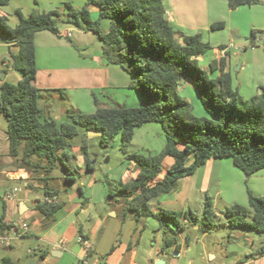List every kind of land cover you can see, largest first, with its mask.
I'll return each instance as SVG.
<instances>
[{"label": "trees", "instance_id": "16d2710c", "mask_svg": "<svg viewBox=\"0 0 264 264\" xmlns=\"http://www.w3.org/2000/svg\"><path fill=\"white\" fill-rule=\"evenodd\" d=\"M9 0H0V7ZM229 10L254 6L264 0H226ZM89 6L98 9V19L92 21ZM20 17L19 24L10 28L6 18L0 16V40L14 44L18 50L10 53L12 70L21 79L16 84L4 81L0 85V114L7 120L9 155L18 167L41 168L46 173L57 165L62 167L64 181H76V168L70 162L66 149L77 136L76 126L100 136V146L106 147L120 136V150L133 161L138 173L135 178L118 182L115 190L108 185V201L123 203L125 214L136 220L150 215L148 204L161 195L173 192L179 179L192 175L212 158H231L234 167L249 178L264 169V88L258 95L243 100L232 89L231 76L226 70L227 51L212 60L204 70L197 65L210 46L202 41L200 33L183 35L169 22L162 0H85L81 8L64 4L62 10L32 12ZM102 19L109 21V29L100 28ZM71 25L84 32L97 34L102 55L108 65L117 66L130 77L129 88L140 100L138 107H105L95 100L96 110L82 114L67 110L71 124L57 125L53 120L42 119L38 106L40 91L33 85L36 78L34 34L47 30L59 34V25ZM222 22L211 25L212 30L222 29ZM225 50L224 47H220ZM219 74L210 77L209 74ZM182 81H190L207 117L192 114L191 104L178 94ZM161 125L166 143L156 155H138L128 152L134 130L145 123ZM23 145L20 156L19 148ZM87 143L82 141L81 151L86 155ZM36 157L37 163L30 158ZM165 157L173 159L163 177ZM192 162L187 165L188 161ZM86 172L92 170L91 159L86 157ZM43 188L46 196L57 191ZM37 211L51 219L61 204L40 203ZM251 211V213H250ZM160 223L170 222L182 228L184 219L198 225L203 233L215 227L213 203L205 196L200 216L190 210L183 213L160 210L153 215ZM231 229L264 234V196L248 192V206L232 204L224 211ZM163 226V225H162ZM4 226H0L1 229ZM6 228V227H5ZM179 248L176 237L166 236L162 250ZM264 249V247H263Z\"/></svg>", "mask_w": 264, "mask_h": 264}, {"label": "crops", "instance_id": "0c3cea01", "mask_svg": "<svg viewBox=\"0 0 264 264\" xmlns=\"http://www.w3.org/2000/svg\"><path fill=\"white\" fill-rule=\"evenodd\" d=\"M10 1L12 0L0 7V16L6 18V24L12 29L20 21L17 11L23 17H27L32 12L38 13L37 9L18 3H14V7L9 8ZM162 4L167 18L172 17L173 20L169 18L168 20L176 30L191 32L199 29L198 23L203 22V17L209 19L206 23L209 24L210 29L212 24L222 22L225 28L229 27L231 31L232 26L229 21H237V18L242 15H234V12L240 8L257 6H242L232 12L229 11L226 0H167V4H164L162 0ZM63 8L64 5L56 9ZM56 9L51 5L50 9H44L43 12ZM89 10L91 15L94 14L98 18L97 7L89 6ZM213 10L221 12L214 13ZM100 28L103 32H107L109 21L102 19ZM238 28L239 25L234 24L235 33ZM33 39L37 70L33 85L40 91L39 100L52 96L51 92H56L58 99L62 101V111L58 120L52 118L49 112L43 119L53 120L58 126L71 124L72 121L67 116L68 109L82 114H92L96 110L95 100L100 104L101 100L98 96L102 95L103 98V104L100 105L112 107L114 103L120 101L118 94L115 95V93L129 88V75L117 66L108 65L101 58V42L97 34L64 24L60 27L58 35L43 30L36 32ZM17 50L14 44L0 40V66L6 71L4 78L0 77V85L4 81L8 82L7 78L12 69L10 53H16ZM261 63L263 67L260 70L259 80L254 84L256 90L253 96L258 95L261 88H264V58ZM227 68L226 65V70ZM12 77L13 84L21 79L18 72L13 73ZM181 83L179 90H193L196 100H199L190 81ZM109 91L110 97L107 96ZM138 106H140L139 98L136 107ZM203 112L205 116V110ZM144 126H150L149 128L163 133L160 124L151 122L136 128L134 134ZM80 128L83 129L76 126L77 135ZM6 131L7 126L4 130H0V226H4L0 236H11V224L14 222H24L27 225V231L13 239L10 247H0V264H155L157 261H162L164 264H195L189 256L193 248L192 243L182 234L189 223L183 219L181 221L183 227L177 228L167 221L160 223L153 216L154 214L160 210L176 213L192 211L191 205L195 197L198 200L200 198L203 210L204 198L208 195L212 184L215 197L222 199L225 205L248 204V192L256 197L264 196V169L247 178L253 183L249 189L245 181V189L243 173L234 167L233 162L230 161L231 158H212L192 175L179 179L173 192L151 201L148 204L150 215L136 220L132 214L131 216L125 214L123 203L107 200L108 190L105 183L95 177L94 168L90 172L85 171V160L78 161L79 173L84 175L80 174L79 178H76V181L69 186L64 181V172L60 165L49 173L37 167L22 166L20 168L14 165V160L9 155ZM165 143L166 139L163 141V146ZM19 151L21 156L23 145L20 146ZM79 151L81 152V146ZM30 160L32 163H37L36 157H31ZM191 162L192 159L187 165ZM172 163L173 159L170 157L163 159L164 167L155 181L163 177L165 170ZM127 172H129L127 180L130 181L135 178L138 169H134L133 172L127 169ZM43 178H46L48 189L58 192L56 196L45 194L42 196L34 192L45 186ZM18 184L23 188H20ZM51 185L54 186L50 187ZM14 189L17 190L15 197L7 200L6 195ZM215 199L214 202L212 201L213 210ZM40 203H59L61 208L53 214L51 219H48L37 211L36 205ZM110 219L116 223H112ZM111 225L114 227L108 231V226ZM193 226L201 231L198 225ZM221 229L225 233L232 234L235 240L232 245L237 248L232 255L229 253L228 257L210 254L202 243L200 264H264V234L231 229L227 225L226 218ZM171 235L176 237L179 248L172 246L163 251L164 239ZM184 243L187 244L186 249ZM175 252H177L176 255ZM206 254L212 255L210 261L204 259Z\"/></svg>", "mask_w": 264, "mask_h": 264}, {"label": "rangeland", "instance_id": "374dc122", "mask_svg": "<svg viewBox=\"0 0 264 264\" xmlns=\"http://www.w3.org/2000/svg\"><path fill=\"white\" fill-rule=\"evenodd\" d=\"M164 4H167V0H163ZM14 3L21 4L22 6H31L32 8L37 9L38 13H42L44 9H50L51 5L56 9L61 8L64 4H68L73 8H81L85 5L84 0H26L18 1L12 0L9 2V8L14 7ZM82 3V5H80ZM228 7V6H227ZM168 9L167 6H165ZM180 8V6L178 7ZM89 9V8H88ZM229 9V8H228ZM60 10V9H57ZM90 11V10H89ZM214 13H220V10H213ZM232 11V10H229ZM233 12V11H232ZM234 15H240L236 20L229 21V24L232 26L230 31L229 27L224 26L221 30H211L208 22L209 19L203 17V22L198 23V28L195 32L180 30L179 32L183 35H193L195 33H200L202 41L207 43L210 46V49L197 60V65L202 69L206 70L209 63L214 59H219L223 56V50L220 47H224L227 51V71H229L232 82V89L237 90L239 95L243 100H248L253 96L254 84L260 78V70L263 67L262 59L264 58V3L259 4L254 7H245L240 8L237 12H234ZM226 16V15H225ZM92 21H96L98 18L94 14H90ZM170 20H173L171 16L168 17ZM218 23V22H217ZM227 24V23H226ZM234 24H238L239 28L235 33ZM59 27H62L63 24L58 23ZM205 25V27H203ZM60 29V28H59ZM239 33V34H238ZM88 37V36H87ZM237 37V38H236ZM5 70L0 66V77L5 74ZM17 73L11 69L10 74L8 75V82L13 84L12 74ZM213 75V76H212ZM217 73L209 74L210 77H215ZM182 84V83H181ZM184 85V84H182ZM181 85V86H182ZM178 94L185 100H187L192 106V114L196 117H202L204 115V110L202 109L199 100H196L197 97L193 90H179ZM191 89V88H190ZM193 93V94H192ZM52 96L43 97L38 101V106L42 110V119L49 112L52 118L58 120L62 111V101L58 98V93H50ZM110 91L107 93L109 96ZM118 94L119 102L113 104L114 106H137V95L135 92L129 88L127 90L116 92ZM256 96V95H255ZM101 100L100 104H103L102 95L98 96ZM123 100V101H122ZM107 106V105H105ZM207 117V114L205 115ZM156 125V124H153ZM7 126V120L5 116L0 114V130H4ZM150 126H144L140 130L135 131L133 139L128 146V152L138 155H156L161 152L164 148L163 141L165 140L162 131L154 130L149 128ZM82 141L87 143V154L85 155L82 151H79V146H81ZM67 153L70 155V162L73 167L76 168V178H79V175H84L79 173V163L80 159L85 160L86 157L91 159L90 165L95 169V177L98 180H101L105 183L108 190L109 186L112 190H115V186L118 182L126 183L128 182L127 178L129 175L128 171H134L138 169L136 164L133 161H130L126 158V155L120 150V136L115 137L108 146H100V136L96 132H86L80 128L78 135L70 140L69 147L66 149ZM232 161V160H230ZM123 163V165H122ZM86 164V161H85ZM164 167V165H162ZM61 171V169L59 170ZM124 171V173H122ZM244 177V187L245 181H247V186L250 189V186L253 182L248 181L246 176ZM257 179V178H254ZM83 182V181H79ZM44 183V182H43ZM110 183V185H108ZM19 185V184H18ZM70 185V184H66ZM20 188L23 186L19 185ZM51 185L50 187H53ZM44 187V186H43ZM43 187L40 190H34L35 193L41 194L43 196L44 191ZM35 193L32 196H35ZM39 194V195H40ZM211 200L214 202L215 189L213 184L210 186L208 195ZM203 198H201L202 200ZM199 200L195 197L192 201V211L200 216L202 212V205H200ZM230 205H225L222 199L216 198L214 203V223L215 227L210 231L203 234L202 231H198V228L188 224L187 228L183 231V236L188 237L190 241L192 250L190 251V258L195 261V264H200V250L201 244L207 248V251L213 254L230 256L232 252L237 248L234 244V237L231 236L230 232L223 231L221 226L225 224V218L223 216L224 210ZM247 207L248 204L241 205ZM251 213V211H250ZM131 216V214L129 215ZM112 222L113 220L110 219ZM116 223V222H112ZM114 225L108 226V231L112 229ZM125 228V227H124ZM202 232V233H201ZM237 239V238H235ZM240 239V238H239ZM229 242V243H228ZM231 246V247H230ZM184 248H187V244L184 243ZM207 255V254H206ZM204 256L206 261H210L212 255ZM226 259V258H225ZM217 262V261H216Z\"/></svg>", "mask_w": 264, "mask_h": 264}, {"label": "built area", "instance_id": "2783aa9c", "mask_svg": "<svg viewBox=\"0 0 264 264\" xmlns=\"http://www.w3.org/2000/svg\"><path fill=\"white\" fill-rule=\"evenodd\" d=\"M68 35V34H67ZM16 189L6 195V199L10 200L15 197ZM12 235L11 236H0V247H10L12 240L18 238L22 233L27 231V225L24 222L12 223L11 224Z\"/></svg>", "mask_w": 264, "mask_h": 264}, {"label": "water", "instance_id": "95a60500", "mask_svg": "<svg viewBox=\"0 0 264 264\" xmlns=\"http://www.w3.org/2000/svg\"><path fill=\"white\" fill-rule=\"evenodd\" d=\"M4 75L5 74H3L2 76H1V78H4ZM53 255H54V252L52 253ZM175 255L177 254V252H175L174 253ZM155 264H164L162 261H157Z\"/></svg>", "mask_w": 264, "mask_h": 264}]
</instances>
